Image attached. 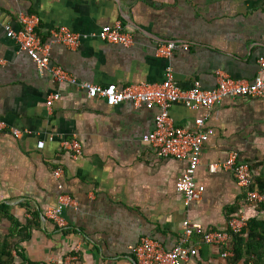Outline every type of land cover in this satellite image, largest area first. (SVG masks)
Wrapping results in <instances>:
<instances>
[{
    "label": "crops",
    "instance_id": "0c3cea01",
    "mask_svg": "<svg viewBox=\"0 0 264 264\" xmlns=\"http://www.w3.org/2000/svg\"><path fill=\"white\" fill-rule=\"evenodd\" d=\"M20 14L38 18L44 44L59 28L79 35L77 49L51 45L49 56L51 65L80 82L161 84L171 69L182 89L198 81L212 90L217 71L238 81L264 79V0H0V207L21 226L33 223L29 238L17 244L27 260L69 264L77 254L73 264H137L132 249L144 237L171 250L187 222L225 230L232 212L264 219L260 209L242 205L229 171H210L235 155L253 179L264 178V99H225L211 111L205 126L213 135L195 173L205 193L186 206L176 183L188 164L161 159L142 141L154 129L156 111L131 103L109 107L54 82L6 36V25L20 30ZM116 24L131 31L132 46L99 39L103 27ZM168 43L176 49L161 56L158 45ZM53 94L60 98L48 110ZM203 114L181 104L170 111L176 126L192 132ZM71 139L81 144L80 157L62 150ZM41 141L44 148L38 149ZM58 168L64 175L56 180ZM61 195L71 200L63 209L64 229L42 218ZM5 217L0 213L3 233L10 227ZM192 244L187 264H227L219 249L197 238Z\"/></svg>",
    "mask_w": 264,
    "mask_h": 264
},
{
    "label": "built area",
    "instance_id": "2783aa9c",
    "mask_svg": "<svg viewBox=\"0 0 264 264\" xmlns=\"http://www.w3.org/2000/svg\"><path fill=\"white\" fill-rule=\"evenodd\" d=\"M19 23L21 26L19 31H14L11 26L6 25V36L15 41L20 51L25 53L35 65L45 70L54 82L71 85L84 92L89 99L103 100L109 107L131 103L136 109L143 106L147 110L156 111L154 129L145 135L142 141L154 149L159 158L188 164L184 175L176 183V190L182 195L186 206L200 201L205 193V188L197 184L195 173L200 165L202 148L213 135V131L205 126L211 111L225 99H264L263 78L257 77L253 82L238 81L222 71L216 72L217 84L212 90H205L198 81L190 89H182L175 81L171 69L167 70L166 80L161 84H138L118 88L116 85L101 87L80 82L62 67L51 65L49 56L51 45L64 46L69 50L77 49L81 43L79 35L67 28H59L50 33L48 42L44 44L36 31L39 25L37 17L20 14ZM99 39L122 47L133 45L131 31H125L120 24L103 27ZM175 49V43H168L158 45L157 51L161 56L169 57ZM2 64L3 61L0 59V65ZM260 69L264 72V59H260ZM59 98V94L51 95L46 103L47 109L50 110ZM177 104L192 111L204 112L203 116L195 120L194 132L175 125L170 111ZM12 135L20 138L22 132L13 130ZM37 147L43 149L44 142H39ZM61 147L72 158L82 155V146L76 139L63 141ZM220 168L229 171L241 189L242 205L259 207L264 204V193L252 188L254 182L250 168L245 164H239L235 155H231L220 165H212L210 171L214 173ZM63 175L62 169L53 170L56 180L61 179ZM58 188L62 190V186ZM70 204L71 200L61 195L58 205L48 209L42 218L52 221L59 229H64L67 223L63 218V209ZM248 220L249 218L241 212L231 215L225 230H209L200 224L187 222L183 235L173 249L166 250L160 242L144 237L132 249V254L137 264H187L194 248L193 240L197 238L198 243L219 249L221 257L227 259L232 256L231 234L240 235ZM76 255L69 258V264L78 261Z\"/></svg>",
    "mask_w": 264,
    "mask_h": 264
},
{
    "label": "trees",
    "instance_id": "16d2710c",
    "mask_svg": "<svg viewBox=\"0 0 264 264\" xmlns=\"http://www.w3.org/2000/svg\"><path fill=\"white\" fill-rule=\"evenodd\" d=\"M253 182L252 188L264 193V178H255ZM251 208L260 209L258 213L264 212V204ZM3 212L10 222V227L7 233H0V264H47L33 263L17 249L18 242L29 238V230L34 228L33 223L27 222L25 226H21L17 220L6 214V207H0V213ZM238 213L239 211L232 212L228 218ZM230 244L232 256L227 258V264H264V219L256 216L250 217L240 235L231 234Z\"/></svg>",
    "mask_w": 264,
    "mask_h": 264
},
{
    "label": "rangeland",
    "instance_id": "374dc122",
    "mask_svg": "<svg viewBox=\"0 0 264 264\" xmlns=\"http://www.w3.org/2000/svg\"><path fill=\"white\" fill-rule=\"evenodd\" d=\"M1 234H4L3 232H0Z\"/></svg>",
    "mask_w": 264,
    "mask_h": 264
}]
</instances>
